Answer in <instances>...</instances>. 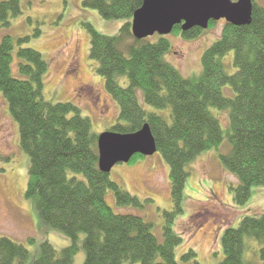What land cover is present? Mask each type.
<instances>
[{"label": "trees", "instance_id": "1", "mask_svg": "<svg viewBox=\"0 0 264 264\" xmlns=\"http://www.w3.org/2000/svg\"><path fill=\"white\" fill-rule=\"evenodd\" d=\"M142 1L81 0V6L102 19L124 21L112 36L89 23L83 26L90 35L89 58L118 106L117 121L109 130L133 133L147 124L169 166L172 209L164 211L162 239L142 217L117 212L108 204V191L117 207L140 208L152 200L139 199L99 169L97 133L76 105L44 98L48 63L39 51L23 46L28 38L15 41L9 33L11 18L21 11L20 0H0V93L17 123L19 146L29 158L25 197L33 200L45 228L70 240L61 249L42 240L31 256L24 244L0 235V264H76L80 248L81 264H181L175 248L182 239L172 223L183 211L187 167L202 152L218 148L224 138L229 150L219 153V160L238 180L230 186L235 204H244L253 186L264 185V8L253 4L249 24L225 22L220 38L201 56L200 73L186 77L163 58L170 49L166 37L157 36L155 41L133 37L130 21ZM173 31L195 38L203 30L182 31L175 25ZM231 51L230 73L223 58ZM121 76L125 84L118 81ZM141 101L168 113L147 111ZM211 108L227 111L225 127ZM246 237L261 243L264 264V214L246 215L236 227L224 229L223 257L215 264H251L244 256ZM195 255L193 249L187 250L181 262L200 264Z\"/></svg>", "mask_w": 264, "mask_h": 264}, {"label": "rangeland", "instance_id": "2", "mask_svg": "<svg viewBox=\"0 0 264 264\" xmlns=\"http://www.w3.org/2000/svg\"><path fill=\"white\" fill-rule=\"evenodd\" d=\"M254 2L264 8V0ZM20 7V14L11 18L9 33L15 41L28 38L23 46L39 51L48 63L43 76L44 98L52 103L72 102L83 116L89 118L95 133L109 130L117 121L118 106L107 92L102 76L96 72V62L89 58L90 35L83 25L89 23L99 33L112 36L118 33L124 21L102 19L95 10L83 8L81 0H20ZM223 25L222 19L216 20L195 38H184L172 31L165 35L170 49L163 58L182 75L196 76L202 68L204 50L220 38ZM157 36L153 34L148 38L155 41ZM232 60L233 51L223 58L230 73L234 70ZM118 81L126 83L123 76L118 77ZM227 89L223 90L226 94ZM141 104L147 111L168 113V110L155 109L143 101ZM211 112L220 119L222 127L227 125V111L211 108ZM228 150L229 144L224 138L218 148L202 152L187 167L183 211L172 223L173 231L182 239L175 248V258L181 264H184L181 255L190 249L196 253L195 259L200 264L219 262L223 257L220 237L224 229L236 227L246 215L264 214V185L253 186L244 204L233 201L230 186L237 185L238 180L219 160V153ZM28 165V155L19 146L17 123L0 93V235L24 244L34 256L42 240L47 239L56 249L64 248L70 240L62 233L45 228L39 221L33 200L25 197ZM108 174L111 180L139 199L152 200L140 208L117 207L113 193L108 191V204L117 212L142 217L162 239L164 211L172 209V202L169 166L160 152L116 163ZM246 245L245 258L251 264H262L259 257L261 243L246 237ZM83 260L84 250L80 248L74 261L81 264Z\"/></svg>", "mask_w": 264, "mask_h": 264}, {"label": "water", "instance_id": "3", "mask_svg": "<svg viewBox=\"0 0 264 264\" xmlns=\"http://www.w3.org/2000/svg\"><path fill=\"white\" fill-rule=\"evenodd\" d=\"M252 0H143L133 13L131 33L136 39L153 34L167 35L175 25L183 31L193 27L205 29L209 21L225 19L233 25L251 21ZM264 140V135H263ZM98 167L109 173L120 162L134 155L150 156L157 150L147 124L133 133L105 130L97 135Z\"/></svg>", "mask_w": 264, "mask_h": 264}]
</instances>
